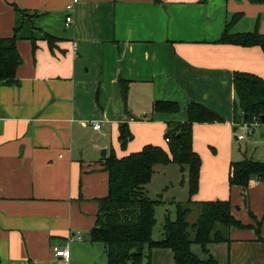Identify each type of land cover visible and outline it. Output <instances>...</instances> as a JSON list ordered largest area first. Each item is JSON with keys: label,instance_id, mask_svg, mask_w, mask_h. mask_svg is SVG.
Returning a JSON list of instances; mask_svg holds the SVG:
<instances>
[{"label": "crops", "instance_id": "1", "mask_svg": "<svg viewBox=\"0 0 264 264\" xmlns=\"http://www.w3.org/2000/svg\"><path fill=\"white\" fill-rule=\"evenodd\" d=\"M72 1L0 0V37L16 32L22 58L19 83L0 85L1 264H107L105 245L91 241L97 199L108 193L107 131L118 140L126 121L131 152L168 149L167 122L187 120L191 102L224 119L193 125L202 164L192 200L230 199L245 225L208 252L196 243L192 250L218 264H264V181L229 185L230 163L248 158L234 139L264 161V125L237 138L244 129L235 122L233 84L235 71L264 78V51L219 42L233 19V33L264 34V0H79L66 25ZM120 79L129 81L126 107ZM157 100L177 101L180 111L155 112ZM77 232L82 240L68 243ZM55 246H68L69 257L56 256ZM149 253L147 264H177L169 248Z\"/></svg>", "mask_w": 264, "mask_h": 264}, {"label": "trees", "instance_id": "2", "mask_svg": "<svg viewBox=\"0 0 264 264\" xmlns=\"http://www.w3.org/2000/svg\"><path fill=\"white\" fill-rule=\"evenodd\" d=\"M24 12V11H22ZM229 21L219 42L241 46H260L264 51V34L258 29L233 33ZM53 44L55 37L47 34ZM18 35L0 37V85L18 84L17 68L22 62L17 48ZM233 84L236 92L235 122L251 123L258 119L264 123V78L245 71H235ZM123 105L127 106L129 81L118 82ZM155 112H179L180 105L173 100L154 102ZM224 119L207 106L191 102L185 121L167 122L165 139L168 149L155 144H146L141 150L118 156L112 149L101 163L109 174L108 193L98 198L96 223L91 230V241L105 245L107 264H147L154 248H169L177 264H218L210 256L199 258L192 250L200 244L205 252L208 245L230 241V229L244 227L232 212V202L227 200L194 201L192 196L199 189L202 159L193 145L195 123L222 122ZM118 142L125 149L133 139L128 122L119 124ZM175 163L187 174L183 183L188 184L190 198L176 203V217L166 214L163 236L153 238L157 223L156 207L162 200L152 199L146 186L152 180L155 167ZM264 181V161L244 158L232 161L229 167V185L248 188L251 180ZM193 206H198L199 215L189 221ZM146 262V263H145ZM1 264V259H0Z\"/></svg>", "mask_w": 264, "mask_h": 264}, {"label": "rangeland", "instance_id": "3", "mask_svg": "<svg viewBox=\"0 0 264 264\" xmlns=\"http://www.w3.org/2000/svg\"><path fill=\"white\" fill-rule=\"evenodd\" d=\"M264 125V123H260L258 126ZM254 127L252 133H248V135H252L257 133V129L259 127ZM242 127V126H241ZM244 128L242 127L241 130ZM256 131V132H255ZM164 133L162 134L163 140ZM106 147L109 148L110 151L112 149L118 156H125L132 153L130 150V146L123 149L118 143L117 137L113 132L107 131V135L105 136ZM237 147H242L243 152L247 154V157L250 158L251 151H254V147L250 146L248 151L245 149V144L239 140L234 139ZM105 149V148H103ZM187 174V171L183 172L181 167L177 164H173V167L166 168L163 165H157L155 167V173L152 177L151 182H149L146 186L148 190V195L152 199H160L162 203L157 205L156 207V218L157 223L155 225L153 231V238L160 239L163 236V225L165 221L166 214H169L171 218L176 217V203L181 202L184 203L190 198L189 188L187 183H183V177ZM199 215L198 206H193V211L189 216V221L194 222ZM146 263V262H145ZM106 264V263H105Z\"/></svg>", "mask_w": 264, "mask_h": 264}, {"label": "built area", "instance_id": "4", "mask_svg": "<svg viewBox=\"0 0 264 264\" xmlns=\"http://www.w3.org/2000/svg\"><path fill=\"white\" fill-rule=\"evenodd\" d=\"M79 0H73L71 3H69L66 6V25H69L72 21H73V17L71 15V13L74 10V6L75 4L78 2ZM76 49H77V42L73 41V52L76 54ZM260 120L256 119L251 123L248 122H241V126L244 128V132L241 133H237V138L240 140L245 139L248 136V133H252L253 128L257 127L260 124ZM93 127L94 129L100 130L102 128V123L100 121H94L93 123ZM169 139H167L168 141ZM76 240H82V236L80 234V232H77L76 234H70L68 237V243L71 241H76ZM54 251H55V255L56 256H62L64 258L69 257V248L68 246L59 248V247H54ZM98 264V263H97Z\"/></svg>", "mask_w": 264, "mask_h": 264}, {"label": "water", "instance_id": "5", "mask_svg": "<svg viewBox=\"0 0 264 264\" xmlns=\"http://www.w3.org/2000/svg\"><path fill=\"white\" fill-rule=\"evenodd\" d=\"M235 129H236V127H235ZM106 151H107L106 149H104V150L102 151V155H103V156H106Z\"/></svg>", "mask_w": 264, "mask_h": 264}]
</instances>
